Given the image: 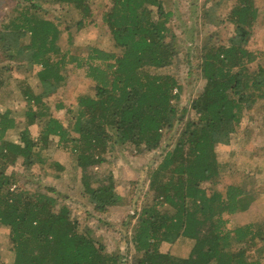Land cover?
Instances as JSON below:
<instances>
[{
  "label": "trees",
  "instance_id": "1",
  "mask_svg": "<svg viewBox=\"0 0 264 264\" xmlns=\"http://www.w3.org/2000/svg\"><path fill=\"white\" fill-rule=\"evenodd\" d=\"M108 2L101 12L112 43L108 49L72 47L67 30L70 24L81 30L90 21L91 0H23L0 25V47L10 59L24 56L43 86L39 93L22 90L28 105L19 129L15 112L0 111V226L7 230L11 254L0 255V264H264V209L251 207L264 190V182L254 184L264 174V144L232 150L223 162L215 150L217 142L242 131L244 122L264 123L258 113L264 105L262 52L248 46L264 0H209L203 6V24H209L219 4L228 3L221 23L231 32L224 44L218 26L200 43L202 86L189 108L177 107L181 82L165 70L173 63L177 38L165 0ZM54 5L67 13L69 24L48 13ZM68 65L83 70L93 91H78L70 105L56 101L54 109H63L64 116L55 117L45 98L65 80ZM175 124L172 147L166 142L161 149L149 169L146 198L129 215L135 218L125 236V248L135 255L131 262L94 229L79 226L53 187H21L16 172L8 171L17 163L61 170L59 159L45 155L53 144L58 153L73 155L84 172L116 147L138 153L157 148ZM14 129L16 138H6ZM81 178L94 210L124 204L109 177L95 186ZM177 244L185 252L176 253Z\"/></svg>",
  "mask_w": 264,
  "mask_h": 264
},
{
  "label": "rangeland",
  "instance_id": "2",
  "mask_svg": "<svg viewBox=\"0 0 264 264\" xmlns=\"http://www.w3.org/2000/svg\"><path fill=\"white\" fill-rule=\"evenodd\" d=\"M20 1L23 0H0V25L11 17ZM206 2L209 4V0H165L166 9L172 12L169 25L177 37L173 63L165 70L175 73L181 82L178 108L181 106L189 108L192 99L202 86L197 68L200 43L218 26L222 27L221 38L224 44L227 43V35L231 32L230 25L222 24L227 15L225 9L230 1L220 3V7L218 6L212 13V20L215 23L203 24V19L205 20L203 6L208 5ZM108 6V0H91L93 16L90 17V21L81 30H77L72 24L67 30L73 40L72 47H75L74 45L84 47L97 44L105 49L111 48L112 43L108 30L101 21V12ZM52 7L48 13L59 14L63 23L69 24L67 13L57 5ZM66 37V32H63L60 41L62 46L66 45ZM248 46L262 52L258 62L264 66V5L260 6L259 16L253 26ZM7 51L0 47V111L10 108L15 112L19 129L23 125V113L28 105L22 95V90L28 87L33 93H39L43 90V86L35 77L33 68L25 63L24 56L19 59H10L7 56ZM255 64L256 62H253L252 66ZM78 91L92 92L93 83L84 76L83 70L68 65L65 68V80L45 98L50 113L55 117H63L64 110H55L54 103L61 100L69 105L73 104V97ZM258 113L264 116V105L258 107ZM187 115L192 118L195 116L190 109ZM173 127L170 134L164 135L157 148L138 153L131 147H116L110 154H104L105 160L102 163L88 167L84 172L75 165L73 155L58 153L53 144L46 150L45 155L48 160L59 159L62 162L61 170L54 166L39 164H34L26 169L17 163L8 168V171L16 172L18 185L21 187H53L59 202L65 203L70 208L71 215L77 219L79 226L87 225L94 229L96 234L104 238L106 246L110 249H119L127 255L128 261L131 262L135 255L132 250L125 248V236L130 235L135 225V218H132L134 207L139 209L146 198L149 169L156 165L161 149L166 142L172 147L179 125L175 124ZM243 128L235 136L215 144L219 161L226 160L228 153L232 150L257 149L264 144V123L261 121L244 122ZM18 129L8 131L6 138L15 139ZM30 131L32 135L36 134L37 123L30 127ZM249 169L251 170V167ZM83 174L92 186L106 182L108 177L115 181V191L121 194L124 204L108 207L104 211L94 210L81 183ZM262 182H264V174H257L254 184ZM251 207L255 210L264 209V190L259 192ZM129 215H132L131 219H129ZM8 244L7 230L0 226V255L6 259H9L11 255ZM173 250L176 253H182L185 252L186 246L177 244Z\"/></svg>",
  "mask_w": 264,
  "mask_h": 264
}]
</instances>
